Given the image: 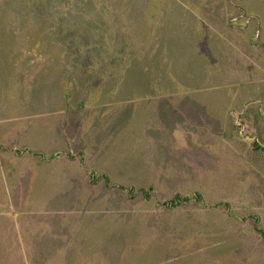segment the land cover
<instances>
[{"label":"rangeland","instance_id":"rangeland-1","mask_svg":"<svg viewBox=\"0 0 264 264\" xmlns=\"http://www.w3.org/2000/svg\"><path fill=\"white\" fill-rule=\"evenodd\" d=\"M28 28L49 38L51 51L61 50L54 45V35H60L55 32L67 31L73 58L34 60L44 46L32 36L26 41ZM44 30L52 32L46 36ZM54 74L57 81L62 76L69 82L67 100L78 110L72 112L73 122L79 116L87 128L96 121L95 133L68 131L73 149L85 147L90 171L130 185L137 202L146 200L137 210L152 212L154 231L168 211L183 214L202 231H215L212 245L186 252L175 247L168 258L195 252L189 256L196 264H264L259 263L264 262L259 233L264 231V0H0L4 116L34 118L50 108L48 102L59 103L58 94L43 97ZM190 98L210 103L213 115L188 106ZM144 101L157 112L140 108ZM181 110L194 119L183 122ZM187 129L198 133L196 139L186 136ZM176 148L195 153L190 161L195 170L169 155ZM22 156L39 159L32 153ZM4 158L9 165L7 153ZM160 162L166 167L162 172ZM1 173L14 176L15 167ZM10 182V176L4 180L9 197L14 194ZM26 185L25 180L21 189ZM178 195L195 199L177 207L172 201ZM210 251L224 255L210 263ZM174 261L139 264H179Z\"/></svg>","mask_w":264,"mask_h":264},{"label":"crops","instance_id":"crops-1","mask_svg":"<svg viewBox=\"0 0 264 264\" xmlns=\"http://www.w3.org/2000/svg\"><path fill=\"white\" fill-rule=\"evenodd\" d=\"M39 23L41 29L42 21ZM66 32L65 30L55 32L60 35H54V45H58L61 50L51 51L47 45L49 38L46 39L38 28H28L29 37L26 41L32 36L33 42L37 41L44 46V50H40L34 60L66 58L68 62L67 60L72 59L71 47L69 45L70 48L67 47L70 38H66ZM43 33L49 36L45 30ZM82 55L81 53V58ZM113 63L114 61L112 65ZM48 80L50 91H44L43 97L58 94L61 100L54 105L48 102L50 108L43 113L39 111L34 118L25 115L9 117L4 116L0 108V264H23L25 261L31 263L24 264H139L145 260L152 263L155 260L174 261V258L168 256L175 247L181 252H186L205 249L204 245L207 244L212 245V235L215 231H202L199 225L196 228L191 220H187L188 217L177 211H168L170 216L166 217V213L161 217L163 220H160L161 226L157 224V230L154 231L152 212L147 215L144 211L137 210L138 205L141 206V202L146 200L137 202L134 190L129 189L130 185L113 182L106 173L98 175L90 171L84 160L85 147L73 149L69 144L68 131L72 127L76 134H80L79 130L85 129L87 132L91 130L95 133L98 130L93 126L96 121L92 120V125L87 128L82 122L80 125L79 116L75 119L77 124L73 122L72 112L78 110L67 100L70 98L65 92L67 89L65 87H68L67 77L61 76L57 81L54 74ZM99 85V82L95 83L92 88ZM103 86L100 88L103 89ZM160 98L168 102L165 97ZM146 102L139 107L145 109ZM188 104L190 107L204 108L206 114L213 115L209 112L210 103L207 101L190 98ZM155 108L156 106L149 105L144 111L156 113ZM135 113L140 114L141 111ZM178 117L183 122L193 118L183 110ZM129 125V122L124 124V131L128 130ZM186 133L189 139L193 137L196 139L198 135L190 129H187ZM88 134L87 141L90 137ZM79 140L78 137L77 142ZM163 147L166 146L163 144ZM4 153L8 154L9 165L5 163ZM28 153L37 156L38 162L22 156ZM179 154L185 156L182 158ZM169 155L174 156L175 160L178 159L188 169L195 170L191 166L193 163L190 162L195 159L194 152L182 153L176 148L174 151L171 150ZM129 159L132 161V158ZM10 165L15 167L16 174L12 176L8 173L5 178L1 171ZM132 168L134 170H131V173H136L135 168L132 166L130 169ZM163 168L166 167L161 162L158 163L157 169L163 171ZM9 176L10 184L14 187V194L11 197L5 194L4 189V180ZM25 180L26 189L23 187L21 189ZM194 199L192 197L191 200ZM10 202L15 204V207L11 206ZM201 220L200 218L198 221ZM208 222L210 220L206 223ZM218 241L215 240V243ZM48 249L51 252L49 255L43 252ZM231 250L233 247L224 251V254H229ZM136 252L140 255L138 256ZM189 255H195V252L185 253L183 258L175 261L179 264H196L195 256ZM220 256L217 257V253L210 251L209 257L212 258L208 260L212 263V260H218Z\"/></svg>","mask_w":264,"mask_h":264},{"label":"trees","instance_id":"trees-1","mask_svg":"<svg viewBox=\"0 0 264 264\" xmlns=\"http://www.w3.org/2000/svg\"><path fill=\"white\" fill-rule=\"evenodd\" d=\"M253 146L256 147V148H259V145L258 144H254ZM260 149H264V148H261L260 147ZM191 199H192V197H181V196H178L175 200L172 201V203H175L176 206H179V205H182V204H184L186 202H189ZM259 233L261 235H263L262 238L264 239V231H260L259 230Z\"/></svg>","mask_w":264,"mask_h":264}]
</instances>
